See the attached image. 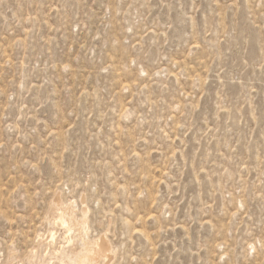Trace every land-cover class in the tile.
<instances>
[{
  "label": "rangeland",
  "instance_id": "rangeland-1",
  "mask_svg": "<svg viewBox=\"0 0 264 264\" xmlns=\"http://www.w3.org/2000/svg\"><path fill=\"white\" fill-rule=\"evenodd\" d=\"M85 238L264 264V0H0V264Z\"/></svg>",
  "mask_w": 264,
  "mask_h": 264
},
{
  "label": "bare ground",
  "instance_id": "bare-ground-1",
  "mask_svg": "<svg viewBox=\"0 0 264 264\" xmlns=\"http://www.w3.org/2000/svg\"><path fill=\"white\" fill-rule=\"evenodd\" d=\"M72 209L69 207L68 209L62 211V213L60 215L61 222L63 223V225H66L67 227H70V228H71V226H70L71 223H74L77 230L79 228L81 231L87 232L89 230L88 229L89 226L86 224V218L85 217H86V215H88V211L86 210L87 211V214H86V211L84 210L85 211L84 213L86 215L84 214L85 215V216L83 215L84 218L80 219V221H78V220H76V217H74V215H75L74 211L75 210L71 211ZM86 234H84V236ZM87 238H89V237H87ZM103 239H105V238H103ZM89 240H90V238H89ZM85 241H86V238H85ZM107 243L108 242L105 240H102L101 242H97V241L89 242L87 240L85 243L81 244V245H83L81 251L70 258V264H97V263L101 262V260L107 258L110 255V254L108 255V253H109L108 252L109 251V248H108L109 245L108 244H110V243H108V244ZM110 249L112 250V248H110Z\"/></svg>",
  "mask_w": 264,
  "mask_h": 264
}]
</instances>
